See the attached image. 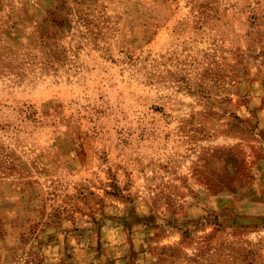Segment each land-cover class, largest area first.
I'll list each match as a JSON object with an SVG mask.
<instances>
[{
    "label": "rangeland",
    "instance_id": "1",
    "mask_svg": "<svg viewBox=\"0 0 264 264\" xmlns=\"http://www.w3.org/2000/svg\"><path fill=\"white\" fill-rule=\"evenodd\" d=\"M0 264H264V0H0Z\"/></svg>",
    "mask_w": 264,
    "mask_h": 264
}]
</instances>
